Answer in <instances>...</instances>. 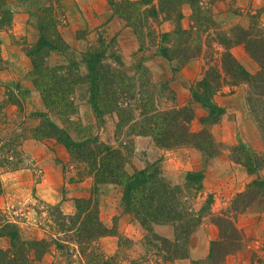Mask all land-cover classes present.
Wrapping results in <instances>:
<instances>
[{
    "label": "trees",
    "instance_id": "obj_1",
    "mask_svg": "<svg viewBox=\"0 0 264 264\" xmlns=\"http://www.w3.org/2000/svg\"><path fill=\"white\" fill-rule=\"evenodd\" d=\"M108 2L114 13L133 28L142 46L146 41L143 40L146 32L149 34L155 30L158 33L156 27L160 22L156 26L154 19L161 17L174 23L172 30L162 32L163 44L159 45L157 53L170 62L177 61L174 71L194 58L203 57L202 76L191 87L192 103L201 102L209 106L211 114L201 119L204 128L194 131L191 128L195 119L192 103L160 110L151 69L141 62L137 65L136 74L131 75L123 69L120 55L115 57V63L109 62L110 46L104 39L82 53L89 69L85 80L91 83V102L97 113L117 112L118 131L130 126L132 134L152 136L161 147L190 144L214 157L223 151V144L214 139L206 126L218 121V118L210 120L215 112L216 116L222 113L213 104V98L226 86L246 83L249 87L247 102L264 137V23L258 20L256 14L250 16L248 25L236 24L231 29H225L221 28L212 9L204 7L201 0ZM186 3L194 4L189 26L182 22V7ZM52 16L50 21L54 19V24L51 29L55 34H47L48 25L40 21V41L28 54L33 61L35 87L44 100L46 110L56 113L59 123L53 121L47 112H40L41 123L32 129L33 137L40 140L55 138L64 144L70 155L84 163L93 176L94 193L102 183L123 186L125 210L133 213L146 229L151 231L155 224H172L173 239L155 234L165 244L164 259L188 257L192 235L209 218L219 226L220 237L212 242L206 258L193 260L192 264H226L227 257L239 251L244 241V232L237 222L239 215L256 205L264 208V179L254 178L244 191L235 194L228 207L217 211L213 208L214 194H206L201 171H189L184 186L167 181L158 163L136 170L133 174L128 173L126 165L133 151L132 145L124 149L114 147L101 141L97 135L90 134L87 126L73 120L71 93L77 82L66 76L63 65L52 67L46 60H36L41 52L47 58L50 51L66 44L56 18ZM166 39H171V42L166 43ZM237 43L246 46L259 64L258 71L250 72L235 58L231 47ZM40 65L44 67L39 69ZM230 151L232 159L246 166L249 172L256 173L264 168V153H249L242 144L234 145ZM69 221L72 225L69 230L75 231L76 243L86 260L85 264H116L119 253L108 256L95 245L99 238L109 233V229L100 218L98 202L93 196L77 200V212L69 216ZM0 235L11 238L10 247L0 249V264H30L28 248L31 247L22 240L14 224L7 223L6 230ZM33 243L36 247L45 244L43 240ZM121 257L127 259V256ZM130 264H140V261L133 259Z\"/></svg>",
    "mask_w": 264,
    "mask_h": 264
},
{
    "label": "rangeland",
    "instance_id": "obj_2",
    "mask_svg": "<svg viewBox=\"0 0 264 264\" xmlns=\"http://www.w3.org/2000/svg\"><path fill=\"white\" fill-rule=\"evenodd\" d=\"M25 1L30 2V0H0V233L6 230L7 223L16 226L22 240L29 243L31 247L28 248L30 264H85L86 260L80 254L76 243L75 231L69 230L72 226L69 216L77 212L78 199L93 196L98 202L100 218L109 229V233L99 238L95 245L108 256L119 253V260L116 264H130V260L133 259L139 260L140 264H165L176 260L164 259L165 244L156 238L158 236L173 239L172 224H155L151 231L146 229L133 213L125 210L123 186L102 183L98 185V190L94 193L93 176L89 174L84 163L70 155L64 144L55 138L40 140L33 137L32 129L41 123V118L38 117L40 112H47L53 121L57 123L59 121L56 113L46 110L44 100L34 84V66L28 52L34 51L35 45L40 40L37 43H29L25 35L19 30L16 31L15 28L16 20L19 19L18 15L24 12V9L20 7L24 6ZM201 1L204 7H210L216 13L221 28L231 29L236 24L248 25L252 14H256L258 20L264 23V0H229L232 14L228 17L222 14L221 9L211 7L213 0ZM242 1L245 2L244 5L240 4ZM43 2L44 0H35L33 4L38 5ZM64 8L62 0H49L42 7L24 13H27L28 21L36 25L40 21L46 22L49 30L47 34L53 33L54 35V30L51 29L54 19L50 20L54 15L60 30V25L66 23L65 20L68 19ZM182 8L184 14L182 22L189 26L194 4L186 3ZM154 23L156 26L159 23L156 27L158 33L155 30L149 34L146 32L143 38L146 41L143 46L136 35L140 51L144 55H160L157 50H159V45L163 44L162 32L174 28L172 21H164L161 17L154 19ZM77 34L78 36L89 34L92 40L89 46L98 45L100 40L104 39L99 31L86 33V30L80 28ZM65 42V45H60L59 48L52 50L53 52L50 51L47 58L41 52L42 54L40 53L36 60L38 62L46 60L45 62L52 67L63 65L66 76L74 83L77 82L71 93L74 103L71 113L73 120L87 126L90 134L97 135L101 141L114 147L124 149L132 145L133 151L126 165L128 173L133 174L136 170L144 169L152 163H158L167 181L184 186L189 171H201L191 167L205 164L209 157L200 148L190 144L171 148L161 147L155 143L152 136L141 135L143 136L141 137L132 134L133 129L130 126L118 131L117 112L97 113L91 102V83L85 80L89 69L83 59V52L79 53V49L70 45L66 40ZM168 42H171V39H166V43ZM237 44L244 45L243 43ZM108 45L110 46L108 61L115 63V57L120 55L116 41L112 40ZM247 52L250 53L248 50ZM250 56L252 57L251 54ZM197 58L203 59V57ZM141 62L148 66L145 58L138 55L132 56L123 62V69L131 75L136 74L137 65ZM204 62L203 59V66ZM174 63L173 71L177 66V61ZM43 67L40 65L39 69ZM150 69L153 74L158 108L169 110L176 106H183L178 104L176 91L172 87L175 74H171L168 68L163 69L161 63H154ZM249 111L251 113L250 107ZM216 115L217 112L210 120L219 119L220 116ZM213 123L206 124L210 131ZM191 128L199 131L204 128V124L195 123L194 119ZM233 146L223 144V151L231 150ZM190 149L201 151L202 159L190 153ZM248 152L251 153V151ZM212 185L211 182L204 183L206 194L213 193L215 196L213 208L219 211L228 207L235 195L227 196L224 190L221 193L211 192L209 189L213 187ZM260 210L264 208L256 205L248 209L246 213ZM200 227L196 232L200 230ZM242 231L244 232L243 229ZM252 239L250 236L248 238L244 232L243 244ZM35 240H43L45 244L36 247L33 243ZM10 243L9 235H0V249H7ZM121 256H127V259L123 260Z\"/></svg>",
    "mask_w": 264,
    "mask_h": 264
},
{
    "label": "crops",
    "instance_id": "obj_3",
    "mask_svg": "<svg viewBox=\"0 0 264 264\" xmlns=\"http://www.w3.org/2000/svg\"><path fill=\"white\" fill-rule=\"evenodd\" d=\"M46 1L49 0H44L43 4L38 5L33 4L35 0L25 1L20 9L28 12V10L42 7ZM62 3L68 19L65 20L66 23L60 25L59 31L70 45L80 50L79 53L84 52L92 40L89 34L78 36L77 31L80 28L86 30V33L99 31L107 44L112 40L116 41V47L123 62L138 55L145 58V63L150 68L154 63H161L163 69L168 68L171 74H175L172 87L176 91L178 104L187 105L192 102L191 87L202 76V58H194L183 69L174 72L172 68L175 65L174 62L160 55H144L140 51L136 33L126 25L124 20L114 14L107 0H62ZM240 4L244 5L245 2L242 1ZM211 7L221 9L225 17L232 14L229 0H213ZM24 12L18 15L16 31L22 32L29 43H37L41 37L40 29L34 22L28 21L27 13ZM231 51L246 69L251 72L258 69V63L250 56L244 45L234 44ZM248 88L245 83L233 87L226 86L214 96L213 104L220 108L222 113L218 121L210 126L211 132L217 142L226 145L242 144L251 153L262 154L264 153V138L249 111ZM192 105L195 112V123L210 116L209 106L201 102H193ZM190 153L202 159L201 151L190 149ZM230 153V150L226 149L219 155L208 157L205 164L191 166L203 172L205 184L207 182L213 184V187L209 189L211 192L221 193L224 190L225 195L233 196L244 191L254 178L264 179V168L256 173L249 172L246 166L234 161ZM246 212L239 215L238 226L246 232L248 238L250 236L253 239L250 242L246 241L238 253L230 255L226 264H264V210ZM198 233L201 234L197 235ZM219 237V226L208 218L200 230L192 236L190 255L186 258L168 261L165 264H192L193 260L204 259L210 254L212 242Z\"/></svg>",
    "mask_w": 264,
    "mask_h": 264
}]
</instances>
